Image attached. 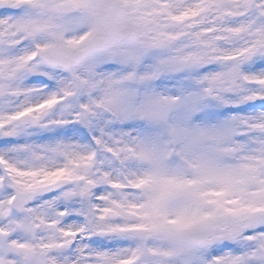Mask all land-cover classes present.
Segmentation results:
<instances>
[{
  "label": "snow or ice",
  "instance_id": "snow-or-ice-1",
  "mask_svg": "<svg viewBox=\"0 0 264 264\" xmlns=\"http://www.w3.org/2000/svg\"><path fill=\"white\" fill-rule=\"evenodd\" d=\"M0 264H264V0H0Z\"/></svg>",
  "mask_w": 264,
  "mask_h": 264
}]
</instances>
